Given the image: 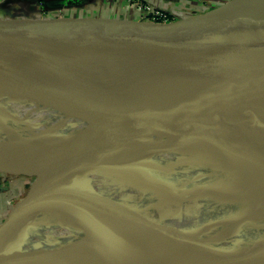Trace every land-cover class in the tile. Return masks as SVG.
I'll use <instances>...</instances> for the list:
<instances>
[{"label": "bare ground", "instance_id": "1", "mask_svg": "<svg viewBox=\"0 0 264 264\" xmlns=\"http://www.w3.org/2000/svg\"><path fill=\"white\" fill-rule=\"evenodd\" d=\"M232 31L238 35L241 33L248 35L245 40L248 42L254 33L264 31V10L250 24L236 27ZM261 40H264V37ZM62 55L69 57L71 66L87 75L93 89L109 103L158 106L159 102L151 100L152 97H158L160 102L166 105L177 106L187 100L194 106L191 108L192 114L196 113L197 117L228 126L229 130L224 132V135H212L207 140L215 143L217 150H220L228 138L243 154L259 164L258 169L243 178L245 177L250 186L264 184V92L249 95L227 85L199 64L184 70H169L160 66L136 65L109 51H104L103 56L95 57L84 50L70 48L63 50ZM9 58L15 68L0 72V165L45 157V150L50 145L71 138V135L63 134L67 129L87 128V133L94 137L97 133H101V125H104L107 129H116L117 132L107 136V147L80 161L75 169L69 164V160L58 159L59 168L61 163L62 167L56 177L48 183L58 191L61 198L66 200V194L73 188H87L91 182L99 186L98 176L107 178L110 174L107 162L101 164V159L111 157L113 152L115 155L125 136L136 134L135 123L143 124L146 117L137 122L109 123L107 121L115 119L97 108L68 73L49 67L45 57ZM9 89L17 91L10 99H2ZM70 97H74L77 102L74 105L75 110L67 114L61 111L60 107ZM149 99L150 101H147ZM86 114H91L97 119L98 124L86 122ZM159 114L160 120L167 122L173 131H181L176 129L177 127L168 118L169 112L159 111ZM108 139L116 144L110 145ZM153 143L155 145L162 143L160 135L156 136ZM180 147L179 143L169 146L167 152L174 154L178 150L180 153L177 155L188 156L187 150ZM109 159L111 162L114 160ZM53 162L58 163L57 160ZM88 167L91 169L87 170ZM213 167L216 177L222 184V181L225 182L223 180L225 172L217 173L215 171L218 170L217 167ZM79 170L80 172H77ZM140 177L143 175L141 174ZM66 179L69 180L67 186L56 184L57 181ZM203 185L195 187L190 193L201 195L206 191ZM167 188L169 187H166V190ZM236 189L233 186L221 185L204 198L206 201L204 204L191 205L189 199H186L182 206L190 209L199 222H202L204 217L208 219L205 229L210 227L215 229L202 240L178 246L162 260L161 264H210L216 260L221 264H227V258L233 259L235 254L242 255L246 251H259L262 254L261 259H264V188L260 195L248 198L247 205L230 218L227 210L229 208L222 209L228 197L235 195ZM245 197L242 198L245 200ZM210 200L213 203L209 202ZM37 205L47 204L35 202L31 206L23 220L27 221L25 227L28 226V230L33 227V219L41 213L31 217ZM79 209L80 206L77 205L69 208V211L76 214ZM261 231L263 232L260 233ZM244 235L249 241L246 246L243 245ZM19 237L21 238V234ZM25 238L22 245L14 246L0 259V264H6L12 253H14L13 264H43L41 249L36 247L29 250L27 245L29 234L26 233ZM227 244L238 247V252L226 249L224 245ZM212 247H216L215 252L209 251ZM213 256L214 261L211 259Z\"/></svg>", "mask_w": 264, "mask_h": 264}, {"label": "water", "instance_id": "2", "mask_svg": "<svg viewBox=\"0 0 264 264\" xmlns=\"http://www.w3.org/2000/svg\"><path fill=\"white\" fill-rule=\"evenodd\" d=\"M263 10L264 0H228L209 11L165 23L111 22L85 20L82 17L73 19L60 13L33 18L0 19V72L15 68L9 57L43 56L49 67L68 73L97 108L118 121L137 122L154 112L164 111L169 112L168 118L176 129L198 132L201 136L199 138L221 134L228 131L229 127L197 117L192 114L191 108L112 104L105 101L93 89L87 75L71 66L69 57L62 55V51L70 48L81 49L95 57L103 56L104 51H109L136 65L160 66L169 70H184L199 64L227 85L249 95H257L264 92V40H261L264 31H257L247 42L245 40L248 35H238L232 30L250 24ZM241 49L245 54L239 53ZM76 102L74 97H70L61 105L60 110L67 114L72 113ZM85 116L86 122L98 124L91 114ZM101 126V133L96 138L90 136L87 128H84L75 138L50 145L45 150L50 162L45 164L47 169L49 170L53 161L58 159L69 160V164L75 169L80 161L107 147L108 129L104 125ZM156 127L162 128L163 125ZM108 142L110 145L116 144L109 139ZM208 144L213 145L210 141ZM44 160L37 157L35 166L29 164L36 174L35 178L25 195L9 209L6 217L0 222V259L14 246L24 242L28 226L25 227L27 221L23 220L35 202L60 209L83 205L61 198L58 191L48 185L49 177L43 172ZM12 165L14 164L0 165V173L6 170L14 171V174L23 171ZM89 169L91 167L87 168ZM66 180L57 181L56 184L67 186L69 180ZM77 192L78 195H83L81 193L84 190ZM84 207L96 211L99 216L103 214L108 219L128 226L130 237L137 229L143 230L129 212L115 205L97 200L84 204ZM42 210L43 206L37 205L31 217ZM135 211L141 213L136 208ZM142 214L145 217L143 212ZM144 220L150 224L154 223L151 216L145 217ZM19 234L21 238H18ZM261 256L259 251H246L242 255L235 254L233 259L227 258L226 263L264 264ZM210 264L221 263L216 260Z\"/></svg>", "mask_w": 264, "mask_h": 264}, {"label": "rangeland", "instance_id": "3", "mask_svg": "<svg viewBox=\"0 0 264 264\" xmlns=\"http://www.w3.org/2000/svg\"><path fill=\"white\" fill-rule=\"evenodd\" d=\"M239 53L245 54V51L241 49ZM16 91L9 89L2 99H10ZM153 99L160 103L158 107L167 106L166 103L160 102L158 97H152L151 100ZM177 107L194 108L187 100ZM160 114L159 111L154 112L146 117L143 124L135 123L136 134L125 136L115 155L113 152L111 157L101 159V164L107 162L110 174L107 178L98 176L100 187L91 182L87 188H73L66 194L67 200L83 204L79 205L80 209L76 214L70 213L69 209H60L48 204L43 206L41 213L34 219L33 227L27 231L30 237L28 248L41 249L43 264H104L101 257L111 252L120 258L119 264H161L162 260L178 246L202 240L215 229L211 227L205 229L208 219L204 217V220L199 222L190 209L182 206L186 199H189L191 205L204 204V198L211 195L219 186H233L237 188L234 191L235 195L228 197L222 209L229 208L227 210L231 218L247 205L248 198L261 194L264 184L250 186L245 177L243 178L259 168L258 162L243 154L228 138L223 148L217 150L215 143L208 144L207 138L212 135L199 138L201 136L198 132L173 131L167 122L160 120ZM193 115L197 116L196 113ZM116 121L118 120L112 119L107 122L115 124ZM157 125L163 127L157 128ZM82 130L67 129L63 134L75 138ZM113 133H117L116 129H108L106 136ZM99 134L100 132L94 138ZM157 135H160L162 142L159 145L153 143ZM219 135L224 133L213 136ZM178 143L187 150L188 156L177 155L180 153L178 150L174 154L167 152L169 146ZM36 158L10 163L14 164L12 167L23 169L22 172L14 174V171L6 170L1 173L0 222L9 209L25 195L35 178L36 174L31 165L35 166ZM42 158L45 159V164L50 163L47 155ZM109 158L114 160L111 162ZM57 162L55 164L58 167H54L56 165L53 162L49 170L47 165L43 164L45 168L43 172L47 174L49 181L56 177L62 167V163L59 168L60 163L58 160ZM213 166L217 167L218 170H215L217 173L225 172V175L223 174L225 182L222 181V184L216 177ZM220 169L223 171H219ZM141 174L143 177H140ZM202 185L206 188L204 193L199 196L190 193L195 187ZM166 187L169 188L166 190ZM81 190H84L81 193L83 195H78L77 191ZM239 196L245 197V200ZM237 198L239 200L236 201ZM97 200L129 212L143 230L137 229L130 237L128 226L108 219L103 214L99 216L96 211L84 207V204ZM234 201L236 205L233 204ZM209 202L213 203L212 200ZM135 208L141 213L136 212ZM142 212L147 218L153 217L154 223L145 222ZM163 229L173 231L165 232ZM242 238L245 242L243 245L246 246L249 241L245 235ZM24 246L23 244L22 247ZM224 246L233 252H238L239 249L235 245ZM215 249L216 247H212L209 251L215 252ZM13 254L8 257L6 264L14 263ZM214 258V256L211 258L212 261Z\"/></svg>", "mask_w": 264, "mask_h": 264}, {"label": "crops", "instance_id": "4", "mask_svg": "<svg viewBox=\"0 0 264 264\" xmlns=\"http://www.w3.org/2000/svg\"><path fill=\"white\" fill-rule=\"evenodd\" d=\"M143 1L155 7L172 11L171 19L176 20L209 11L228 0ZM55 13L73 19L82 17L85 20L156 23L146 19V12L137 8L135 0H0V19L33 18ZM101 259L105 262L104 264H119L120 258L111 252Z\"/></svg>", "mask_w": 264, "mask_h": 264}, {"label": "built area", "instance_id": "5", "mask_svg": "<svg viewBox=\"0 0 264 264\" xmlns=\"http://www.w3.org/2000/svg\"><path fill=\"white\" fill-rule=\"evenodd\" d=\"M137 3V8L141 11L146 12V19L151 20L156 23H165L171 21L172 11H168L162 8L155 7L143 0H135Z\"/></svg>", "mask_w": 264, "mask_h": 264}]
</instances>
